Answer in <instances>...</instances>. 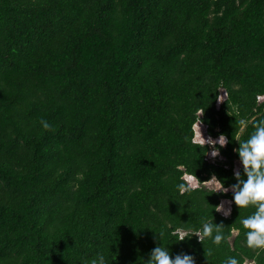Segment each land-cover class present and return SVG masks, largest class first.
<instances>
[{"label": "trees", "instance_id": "1", "mask_svg": "<svg viewBox=\"0 0 264 264\" xmlns=\"http://www.w3.org/2000/svg\"><path fill=\"white\" fill-rule=\"evenodd\" d=\"M200 116L226 146L190 142ZM262 119L264 0H0V264H146L160 244L264 264L255 208L203 184L238 183ZM207 222L219 245L173 235Z\"/></svg>", "mask_w": 264, "mask_h": 264}, {"label": "clouds", "instance_id": "2", "mask_svg": "<svg viewBox=\"0 0 264 264\" xmlns=\"http://www.w3.org/2000/svg\"><path fill=\"white\" fill-rule=\"evenodd\" d=\"M259 99V98H258ZM202 116V115H201ZM199 120V132L190 139V142L199 146L205 144L214 145L219 144L220 147L226 146L229 142L225 136L221 135L218 139L213 140L211 136L207 138L202 134L201 126L204 121ZM241 124L244 121H240ZM48 127L47 123L44 124ZM238 153L240 163L243 167L244 175L246 179L241 178V173L236 172L235 175L238 179V183L233 186L234 191V203L239 207H248L249 205L255 208V211L241 219L240 223L245 232L246 244L249 248L264 250V119L257 122L255 131L244 141L239 142V147L234 149ZM219 155L218 150L211 152L212 157ZM179 170V169H178ZM214 190L220 191L223 189V184L219 180L215 179ZM195 183V177L191 175H185L180 178V182L177 184L178 191L183 194L185 192H192L191 187ZM217 211L220 210L218 207ZM160 236L163 233H159ZM195 234L200 241L203 238H211L212 243L219 245L224 239L221 226L214 225L210 222L204 223L201 230L196 232H174L173 235L177 236V241H183L185 238H191ZM92 264H106L104 257H100L98 260L92 261ZM146 264H196L195 256L192 253L183 252L181 254L173 255L169 248L165 245H159L154 247L150 254ZM224 264H241L235 256H230L224 262Z\"/></svg>", "mask_w": 264, "mask_h": 264}, {"label": "rangeland", "instance_id": "3", "mask_svg": "<svg viewBox=\"0 0 264 264\" xmlns=\"http://www.w3.org/2000/svg\"><path fill=\"white\" fill-rule=\"evenodd\" d=\"M225 95H226V93H225V91L222 89L221 90V96H220V102L225 98ZM195 129H196V134L199 132V122H197L196 123V125H195ZM201 130H202V134L207 138L209 135L207 134V132H206V126L205 125H202L201 126ZM223 137V136H222ZM213 138V137H212ZM216 139H218V137L217 138H213V140H216ZM213 146V145H212ZM212 151H214V150H211V151H209V154H208V156H209V158H211V159H215L216 157H212L211 156V152ZM240 167H241V163H240V161H238V160H236L235 161V166H234V169H235V171L236 172H238L239 171V169H240ZM215 177H212L211 179H209L208 181H206L205 183H203L204 185H206L207 187H209V188H213L214 189V187H215ZM195 183L196 184H193L192 186L193 187H196V186H200L201 184L198 182V180H196L195 179ZM221 190H225V191H230V190H232V191H234L235 189L234 188H229V189H221ZM220 190V191H221ZM231 205H232V202H231V200H226V199H224V200H222L221 201V203H220V205H219V208H220V212L221 213H223L224 215H228L229 214V212H230V210H231ZM235 234V233H234Z\"/></svg>", "mask_w": 264, "mask_h": 264}, {"label": "bare ground", "instance_id": "4", "mask_svg": "<svg viewBox=\"0 0 264 264\" xmlns=\"http://www.w3.org/2000/svg\"><path fill=\"white\" fill-rule=\"evenodd\" d=\"M214 177V176H213ZM224 200V199H223ZM226 200H229V199H226Z\"/></svg>", "mask_w": 264, "mask_h": 264}]
</instances>
